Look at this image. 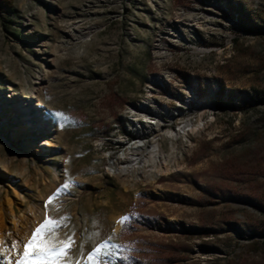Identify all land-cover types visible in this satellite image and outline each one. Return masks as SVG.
<instances>
[{
  "label": "rangeland",
  "instance_id": "1",
  "mask_svg": "<svg viewBox=\"0 0 264 264\" xmlns=\"http://www.w3.org/2000/svg\"><path fill=\"white\" fill-rule=\"evenodd\" d=\"M9 1L0 8L8 248L30 238L68 181L71 195L47 214L70 215L78 245L80 230L114 229L109 264H264V0ZM44 110L68 119L36 124ZM138 130L161 145L169 172L108 171Z\"/></svg>",
  "mask_w": 264,
  "mask_h": 264
},
{
  "label": "snow or ice",
  "instance_id": "2",
  "mask_svg": "<svg viewBox=\"0 0 264 264\" xmlns=\"http://www.w3.org/2000/svg\"><path fill=\"white\" fill-rule=\"evenodd\" d=\"M51 115L60 117L63 120L68 119L63 112H54ZM59 126L63 127L64 124L60 123ZM71 186V182L66 181L44 202L43 207L46 215L43 221L31 231L30 238L26 241L22 239L10 241L9 251H15V257L5 258L3 255L5 241L0 240V264H74L72 256L77 248H79L81 259L76 264H109L106 257L112 254L111 249L119 247V245L112 242L116 237L114 229L103 238H101L102 234L99 231L85 235V230H80L83 242L78 245L75 239L77 229L74 225L70 227L67 223L72 220V217L66 215L57 218L47 214L54 199L61 195H71L69 192ZM134 215L136 214L130 213L121 216L118 223L127 225L131 216ZM63 229L70 230L62 238L57 237V231ZM86 245H90V248L85 253ZM21 246L23 248L22 252L19 251Z\"/></svg>",
  "mask_w": 264,
  "mask_h": 264
},
{
  "label": "bare ground",
  "instance_id": "3",
  "mask_svg": "<svg viewBox=\"0 0 264 264\" xmlns=\"http://www.w3.org/2000/svg\"><path fill=\"white\" fill-rule=\"evenodd\" d=\"M37 98V96L34 95L33 99ZM140 112H145L146 114H149V108L148 107H140ZM154 115V114H150ZM158 116H155L153 119H157ZM34 122L39 125H45L46 123L52 122L51 114L48 110L42 111L40 116H34ZM186 126V125H185ZM184 126V127H185ZM161 125L157 124L156 128H160ZM190 127V124H187L186 128ZM187 133V132H186ZM137 135L141 139L135 140L134 143L129 144L128 152L129 153H121L119 156H110L109 157V172L117 173L120 177H124L130 173L140 174L141 171L147 172L149 174L151 173H163V172H169L168 168H164L162 164H160V156L163 154L162 148L160 144H152L151 146L147 145V142L142 139L141 135H145V133L138 130ZM171 135H178V133L173 134L171 132ZM43 146H50V144L44 140ZM149 166L151 169L146 170V167ZM12 205L9 204V210L10 215L13 219V223L17 224L19 222V219L16 215V212L12 209ZM22 221V220H21ZM120 226V225H119ZM3 227L2 224H0V229ZM6 239L2 234H0V240L5 241V244L3 245V255L5 258H9L10 251L6 242ZM77 261V260H76Z\"/></svg>",
  "mask_w": 264,
  "mask_h": 264
},
{
  "label": "trees",
  "instance_id": "4",
  "mask_svg": "<svg viewBox=\"0 0 264 264\" xmlns=\"http://www.w3.org/2000/svg\"><path fill=\"white\" fill-rule=\"evenodd\" d=\"M3 7H6V8H10L11 7V3L9 0H0V8H3ZM208 203H212V202H208ZM125 228V226H124Z\"/></svg>",
  "mask_w": 264,
  "mask_h": 264
}]
</instances>
